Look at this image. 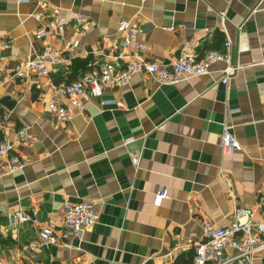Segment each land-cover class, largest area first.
Returning <instances> with one entry per match:
<instances>
[{"label": "crops", "instance_id": "1", "mask_svg": "<svg viewBox=\"0 0 264 264\" xmlns=\"http://www.w3.org/2000/svg\"><path fill=\"white\" fill-rule=\"evenodd\" d=\"M55 7L70 20L66 42L35 36V15L46 23ZM121 19L140 22L151 61L168 65L217 50L239 68L227 84L223 62L171 84L137 74L125 86H105L72 121L59 119L48 107L54 86L76 59L86 62L78 78L110 59L121 47ZM0 37L11 43L0 65V138L27 124L34 141L15 143L23 169L0 167L3 264H173L203 238L204 220L229 226L236 207L257 208L256 219L264 218V0H0ZM48 43L63 51L50 76L13 77ZM224 123L242 146L233 155L222 152ZM80 201L99 213L81 238L30 247L44 225L62 234L65 206ZM16 211L36 221L8 223L6 213ZM231 264H264V249Z\"/></svg>", "mask_w": 264, "mask_h": 264}, {"label": "built area", "instance_id": "2", "mask_svg": "<svg viewBox=\"0 0 264 264\" xmlns=\"http://www.w3.org/2000/svg\"><path fill=\"white\" fill-rule=\"evenodd\" d=\"M27 0H20L24 2ZM147 1V0H143ZM225 19V13H220ZM41 25L35 31L38 39H47L51 34L58 36L60 41L66 42V29L70 20L64 16L59 7L52 9L51 17L46 23L41 15H35ZM79 33H84V19L81 15L75 16ZM118 29L122 35L121 47L117 52L99 64L95 72L85 73L80 79L71 83L62 82L54 86V92L48 100L50 111L63 121H72L77 113H84L88 103L94 97L103 95L104 87L113 85L122 87L127 85L134 75L145 73L152 76L160 84L178 83L192 77H198L212 72L214 63L223 62V76L221 81L227 84L230 77L238 70L233 64L232 57L217 50H207L200 59L181 55L172 63L159 64L149 60L146 53L149 50L147 43L140 39L143 32L140 22L136 19H121ZM70 46L74 44L67 43ZM229 47L230 43L227 42ZM11 47L10 41L0 37V65L6 59V53ZM63 61V51L53 44H46L37 55L22 62L16 69L13 77L17 79H31L33 77L50 76V66H57ZM123 107L122 103H117ZM30 126L20 127L15 136L0 138V167L7 172L23 169L26 166L24 157L15 152L16 141H25L33 144L29 134ZM132 141H126V145ZM222 152L233 155L242 149L241 144L226 123L223 124ZM133 162L138 164L139 157L134 155ZM166 189L156 193V202L160 203L166 197ZM257 208L236 207L229 226H219L211 220L203 221V238L193 244L195 253L194 264H231L236 259L250 261L254 255L264 249V218L256 219ZM8 223L20 227L29 221H36L23 211L7 212ZM99 220V213L90 201H80L67 204L64 208L61 225L63 233L56 231L53 225H44L38 237L29 245L33 249H40L48 244L66 245L64 240L73 235L81 238L87 227ZM181 248V247H178ZM236 249L235 255L229 250ZM0 264H3L0 257Z\"/></svg>", "mask_w": 264, "mask_h": 264}, {"label": "trees", "instance_id": "3", "mask_svg": "<svg viewBox=\"0 0 264 264\" xmlns=\"http://www.w3.org/2000/svg\"><path fill=\"white\" fill-rule=\"evenodd\" d=\"M221 40H219L216 43H220ZM85 60L83 59H76L73 63V68H72V73L69 74V77L66 78V80L64 82L67 83H71L73 81H76L78 79H80L85 73H83L82 76H79V78L77 77L80 74L79 69H81V66H85ZM62 76L63 73L57 75L56 77H54V81L56 83H60L62 82ZM64 79V78H63ZM194 257H195V253L194 250H190L188 253H181L180 255H178V257L175 259V261L173 262V264H194Z\"/></svg>", "mask_w": 264, "mask_h": 264}]
</instances>
